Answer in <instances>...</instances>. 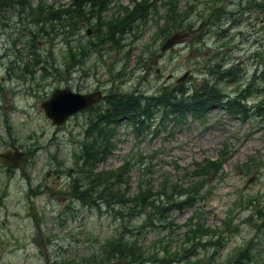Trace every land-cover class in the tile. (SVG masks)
Wrapping results in <instances>:
<instances>
[{"label":"rangeland","instance_id":"374dc122","mask_svg":"<svg viewBox=\"0 0 264 264\" xmlns=\"http://www.w3.org/2000/svg\"><path fill=\"white\" fill-rule=\"evenodd\" d=\"M11 3V0H9ZM33 6H37L40 0H30ZM46 3V0H43ZM51 1V0H48ZM114 1V0H112ZM135 0H117L109 7L107 11L102 13L100 35H104L107 31L106 22L109 20H116L124 18L127 11L124 6L130 8L134 6ZM190 4H193L192 6ZM207 6V16L203 20L198 15L196 9L205 11ZM136 7V6H135ZM134 7V8H135ZM251 7V6H250ZM133 8V9H134ZM13 14H8L11 18V27L6 29L0 28V75H4L6 85L10 89L14 85L8 79L5 71L11 56L6 55L9 52H20L18 59L23 66L24 62L32 61L33 54L30 53V46L26 42L32 37L30 30L35 26L33 20L19 21V14L16 17V11L21 10L12 6ZM191 12L190 22L196 26L203 25V36L205 37V47L212 50L215 48V38L213 39V28L207 24L212 19L208 16L212 11L214 13H221L225 19V25L229 24L230 31L235 33V38L229 44L226 43V38L223 36L220 40L222 44L221 50L226 57L227 65L237 66L246 76L255 81L253 89L255 93H261L259 99H263L262 106H264V80L260 75H257V65L263 69L264 56L260 57L257 52L253 58H249L246 48L250 50H257L252 47L253 39L251 34L247 40L246 34L251 31V23L254 19L246 13L245 0H180L177 15L183 18L187 11ZM168 12V6L164 1L155 2L150 10L147 24H142L140 19L131 23L132 32L125 35V40L121 41L124 45L123 51H132L133 54L127 62L123 59V54H114L118 52L112 48L111 43L98 45L87 59L86 66L78 71V81L83 85H91L93 82H104L105 86L111 87L113 84L120 85L119 89L126 90L132 95H138V99L142 95H156L159 93L160 87L173 86L177 81H171L172 77H177V80L191 67V61L200 59L204 61L213 60L212 52L197 53L195 57L187 55L191 49L185 51L187 44H182L180 47H175L169 51V56L161 60V71H157V67L149 70L147 67L143 69L136 63L140 53L150 47L158 46L165 40L164 36L158 33L160 28H163L166 19L165 15ZM0 14L4 16V12L0 10ZM161 18V19H160ZM52 17L47 18L43 23L48 24L47 30H50L51 25L49 21ZM55 19V18H54ZM187 21V20H186ZM95 23V22H93ZM60 25V24H57ZM93 28L91 24L85 23L81 29L78 37L80 42L85 45L87 43H95L100 39V36L94 31L88 34V28ZM27 30V34H24ZM94 30V28H93ZM210 31L211 35L207 36L206 32ZM63 31L56 34V38L38 39L36 45L31 48L33 52H55L57 63H62L65 52H68L69 46L63 41L60 36ZM16 36H20L21 41L15 43ZM191 44V40L187 41ZM165 52V50L161 51ZM103 58L105 61H103ZM119 60V61H118ZM150 60V59H149ZM147 61V64L149 62ZM167 60V64L166 63ZM5 62V63H3ZM125 69L126 74L122 79H118L117 72L119 67ZM146 64V65H147ZM111 67V71H109ZM97 70V71H95ZM40 71L37 70L38 77ZM112 75V77H110ZM195 79H200V74L195 73V77L186 84L193 87L196 84ZM37 81V80H36ZM51 91L54 87L60 84L57 78L52 79ZM33 82L30 83L32 85ZM234 85L231 83L226 86L227 91H234ZM81 91V90H78ZM17 92V91H15ZM41 96L39 99L31 97L29 89L25 92L17 94H7L0 100V112H6L4 118L0 117V123H9L16 130L19 135H23V147L30 148L31 140L27 137L32 130H50L47 135L41 137L42 143L47 146L49 138L53 135L54 128L51 125L50 119L46 116L41 104L42 101L50 97V88L42 89L39 92ZM114 96V94H112ZM257 99V97H252ZM37 99V100H36ZM134 103L131 102V105ZM85 113H89V109H85ZM4 119L8 120L5 121ZM161 117H158L153 122L150 128L157 129L156 134L141 135L137 137L133 132V127L127 124L124 120L115 126L116 136L114 142L117 147H114L113 154L105 160L97 164L98 170L115 169L123 164L128 157L132 158L135 166L132 171V184L130 188V195L139 194L141 190L138 187L140 178L151 179L155 188H158V183L162 180L165 174L172 175L178 178L179 181H185L184 168L193 170V165L196 161H202L204 158H217L219 151L223 149L224 143H230L232 149L227 154V159L223 164V170L228 172L227 176L221 177L222 171L205 179L206 184L202 191L205 192L209 186L217 184L213 190L212 195L206 200L200 199L196 204L202 211L200 221L206 226L215 227L221 224V220L225 217L227 210L231 207L235 198L241 193L258 196L260 205H264V129L255 126L249 120H244L242 117L233 116L223 110H215L212 112V119L206 123H200L198 120H189L186 123L176 121H165L160 124ZM78 124L74 127L77 129V134H82L86 125L85 116L81 114L70 120V124ZM250 135L246 137V134ZM57 148H52L50 154L43 155L41 146L32 149V155L35 160L39 162L31 169V181L35 185H40L42 188L48 186H57L56 181L53 182L51 174L47 177V173L53 166L46 170L43 169V163L52 161V153H56ZM42 152V153H41ZM41 155V157H40ZM42 156L44 158H42ZM251 158L253 168L250 175H245L236 170L237 165H243ZM22 182L29 179L21 178ZM50 183V184H49ZM178 183V182H177ZM1 184V180H0ZM34 200L37 208L47 210L48 207L56 205L55 198H48L45 192L34 195ZM27 204L24 200H16V195L13 199H8L4 202V207L0 208V264H44L45 260L40 255V248L33 243V237H37V229L40 228L42 234L50 236L54 242H62L64 247H59L54 243L49 247L50 251L59 252L60 260L69 262L73 258L77 262L84 261L86 256L93 254H100L102 251V244L107 239L119 233L120 228L123 231L124 219H117L116 212L111 211L109 207L108 212L105 213H88L80 216H65L59 217L52 214L41 215L38 223L32 221L22 212L15 215V209L20 208L19 205ZM106 203L101 205L104 207ZM18 205V206H17ZM153 215L156 221L155 214ZM193 210L185 207L183 210H174L170 218H173L175 225L169 228H162L161 231L156 230L154 226H147L142 237L146 245L157 244V252L161 253L160 248L169 246V252L174 254V257H179L180 254L186 253L184 248L189 245L186 243L187 237L185 235L187 226L179 227L187 222L188 218L192 216ZM250 211H241L235 218V222H241L238 230L234 231L233 236L226 242L223 248H218L217 245L207 244L199 248L198 255H192L187 252L186 259L181 258L176 261L172 255H169V264H194L189 263L188 260H195L197 257L206 256L208 260L216 258L218 264H226L224 261L229 253H232L236 248L246 245L247 242L253 241L264 244V231L258 230L247 222H242L247 218ZM80 218V219H79ZM143 222V216L138 215L128 220V224L140 225ZM162 240L161 243L158 241ZM214 240H217L215 238ZM219 243H224V240H219ZM179 253V254H178ZM250 254V253H248ZM213 255V256H212ZM215 257V258H214ZM163 264V263H157ZM264 264V263H263Z\"/></svg>","mask_w":264,"mask_h":264},{"label":"trees","instance_id":"16d2710c","mask_svg":"<svg viewBox=\"0 0 264 264\" xmlns=\"http://www.w3.org/2000/svg\"><path fill=\"white\" fill-rule=\"evenodd\" d=\"M177 2H172L170 9L172 11L176 10ZM109 4V0H74V7L71 13V17L67 16L57 19H51L49 25H51L50 30H47L48 24H39L35 31L30 30V33L33 34V38H30L29 46L33 48L36 45L38 39H49L53 40L55 35L61 31H69L74 29L76 26L79 27L83 21H88L89 24L93 26L94 29L99 28V23L92 24L93 17L99 16L97 13H100V10H97L98 7H106ZM12 6L19 7L20 11H27V0H1L0 1V10L4 12L6 9H10ZM148 11L141 9L139 12V17L141 20H147L146 16ZM60 14L70 15L67 9L60 11ZM134 14L127 15L125 22L135 21ZM1 15V14H0ZM93 18V19H92ZM91 19V20H90ZM122 19V20H123ZM62 20V22H61ZM125 22H119L118 26L114 31L119 29H125ZM5 25L6 22L3 21ZM60 24V25H57ZM42 31L47 32L48 34L42 38H35L40 35ZM24 34H27V30L23 31ZM68 33V32H67ZM65 34V41L69 42L70 31L68 34ZM106 39L111 40L112 36H107L106 38L102 36L95 43H88L83 45L80 40L76 44L69 45L68 52H77V62L79 67L85 62L86 58L93 52L98 45H104L108 42ZM30 48L29 52H33ZM31 63V61H28ZM203 71L205 73V79L201 87L190 95H186L187 88L180 84L176 87L169 89H164L162 93L157 96H141L138 99V96L132 95L127 92L125 94V108H118L113 114L112 111L106 112L105 121L109 123V127L100 132L98 135L94 134V141H100L101 145L105 144L107 141L108 147L106 150L100 151L97 153L96 149L87 146L86 152L81 153L78 156V162L82 161V164L79 166V169L83 172V177L86 178L89 183L88 190H92L94 187H98L100 193H105L108 197V205L111 204L119 207L120 203H123L119 200V191H116L114 184L117 183V179L121 178L120 173L121 169L116 172H95L94 165L96 161L100 158H105L109 153L113 151V143L111 141L112 137L115 135V126L121 119L126 118L128 122L133 124H138L141 118L149 117L158 110H162L165 115L176 114L180 119H186L189 114L194 117H203L205 112L208 109H219L224 110L227 113L232 114L236 117H242L244 120H249L255 124L257 127L264 129V109L261 108V105L258 104L259 99L253 100L250 98L251 95H254L255 90L245 89L248 86V79L245 76V72L232 69L227 83H233L236 85L235 91L227 92L225 87L219 88L221 82L222 71L215 65L214 60L203 64ZM198 98V99H197ZM200 98V99H199ZM200 101V103H199ZM119 99L116 98V106H118ZM131 102L134 104L131 105ZM201 104V105H200ZM120 117V119H117ZM96 116L94 112L90 114V122H94ZM250 133L248 134V136ZM232 149V146L228 143H225L223 149L219 151L218 157L213 158H204L202 161L196 163V169L193 172L194 179L191 180V186L181 187L172 175H169V179L161 181L158 183V188H155V185L152 183L151 179L140 178L138 181V187L141 192L131 198H127L130 202H133L134 205H126L125 207H130V210L122 213L121 210H118V214L129 216L133 210L136 208L138 213L143 211L144 220L146 225L154 226L156 228L166 227L169 225V220L167 223H162V220H154L153 215L150 213L152 209H156L166 219L169 218V209L172 207H177L180 210H183L185 207H189L193 210V215L189 218L188 222L179 225L187 226L186 237L188 247H185V254L187 252L190 254L199 253V248L206 246L207 244L219 245V240L224 239L225 231H232L238 224L235 223V218L241 211L249 210L252 212L250 221L254 222V225L264 230V205H260L259 197L248 195L241 192L232 203L231 207L227 210L225 217L223 218V228L222 230H215L209 232V228H205V225L202 222L197 223L195 219L200 220L201 210L196 206L200 199L206 200L209 198L213 190L216 188L217 184L209 186V188L203 192L202 189L206 184L205 179L209 176L210 173H213L212 176H215L216 173L222 171L220 174L221 177L227 176L228 172L223 170V164L227 159V154ZM93 158L92 164L90 163ZM254 158H251L243 165H237L236 170L245 175H250L252 172ZM135 162L130 161L124 166V172L128 171V168H134ZM91 171V172H90ZM130 172V170H129ZM100 174V175H99ZM108 174V175H107ZM116 175V176H115ZM104 176V178H103ZM125 183H128L127 179L123 178ZM107 187V188H106ZM105 188V189H104ZM179 196L178 199H176ZM174 200V203L172 204ZM111 201V202H110ZM113 201V203H112ZM117 201V202H116ZM87 202L90 205H94L95 201L91 198H87ZM106 203L105 199L101 200L102 203ZM140 206V208H138ZM133 207V208H132ZM165 212V214H163ZM171 224H174L173 219L170 221ZM141 227H145L142 225ZM126 230L130 233L125 238L123 237H113L108 241V244L102 246V252L99 255H96L93 261V264L107 263L111 260V256L117 255L120 252L121 257L124 260V264H145L146 256L142 248L137 245L136 238L134 237L135 233L132 229L126 226ZM217 237V240H214ZM123 244V245H121ZM252 245L250 246V251L243 250L239 247L238 250L228 261V264H260L254 257L252 253ZM250 253V254H248ZM172 257L175 260H179L183 257ZM90 258H85V264H88ZM154 264L163 263L166 264V261L162 257H158L153 260ZM194 264H214L213 260H207L206 257L200 258L197 261L191 262Z\"/></svg>","mask_w":264,"mask_h":264},{"label":"flooded vegetation","instance_id":"af4514ba","mask_svg":"<svg viewBox=\"0 0 264 264\" xmlns=\"http://www.w3.org/2000/svg\"><path fill=\"white\" fill-rule=\"evenodd\" d=\"M246 13L250 15L252 19H254L251 23V31H249L246 34L247 40H249V36L251 34V37L253 39L252 47L254 49L257 47L256 48L257 50H255V52H264V0H246ZM230 26L231 25L229 24L225 25V19H223L220 13V20L218 22L220 35L225 34L227 37L232 36V32L229 30ZM245 48H246V52H254L253 49L249 51V48H247L246 46ZM51 53L53 52H46V54H48L47 57L46 55H44L41 60L44 62L54 61L57 63V58L53 59ZM6 55L14 58L13 60L10 59L8 61L11 65V66H8V72L10 73L11 67L12 68L20 67V65L17 64V59H18V56L20 55V52H9ZM69 59H70L69 67L65 63V59H63L62 63H58L56 65L57 70L55 71V73L53 74L50 73L47 78H45V76H43L44 78H41V74H39V76L36 79L38 80L37 85L40 88H43L45 90L49 88L51 84L53 83L52 79L57 78L61 81L59 84L60 86L62 87L68 86V85L71 86L73 81H77V67H76V61H75L74 56L70 57ZM41 67L42 69L52 70V67L46 63L43 64ZM60 69H62V71ZM0 79L2 81H5L6 78L2 76L0 77ZM13 79H16V81L20 82L21 84H24V82L25 83L27 82L35 83V79H29V78L26 79L24 77H19V76H17V78L13 77ZM63 128L64 126L62 127L55 126L54 130L60 131ZM13 142L19 143L20 141L19 140L13 141V140H10L7 136L0 135V151L2 150L7 151L10 149V146L12 147L15 146V143ZM9 143H11V145L7 147ZM57 145L59 146V148L57 147ZM71 146H73V148L76 147L75 140L73 141V143L71 141L65 142V141L57 139L54 134L49 138L48 145L47 146L44 145V149H45L44 152L46 153L47 156L50 154L51 147L57 148L56 150L57 154H52L53 163L46 162L47 168H49L50 166H53V168H51L49 172L47 173V177L51 174L50 178L53 179V182L56 181L57 183V186H48L47 188H49L50 190L55 188L56 190L60 192H65V191L73 192L72 189L75 185L74 180L76 179L78 170L75 167V165L73 167H69V166H72L73 163H75V159H76V155L73 153V151L71 149L70 151H68V147L71 148ZM38 162H39V159H37L35 162L28 164V169L26 170V172L22 173L16 169H13V170L7 169V167L3 165L2 160L0 158V177L4 179L5 184L10 183L13 180L18 181L21 178L29 179V181L19 182L18 184L24 186L25 190L33 194L36 189H41V190L45 189L43 187L41 188L40 185L34 184L36 188L32 186L31 169ZM55 178L56 180H54ZM28 198L32 199L33 197L29 195ZM65 199L70 200V196L65 195ZM71 200H74V199L71 198ZM38 236H41V234L39 233ZM33 242H35V238H33Z\"/></svg>","mask_w":264,"mask_h":264},{"label":"water","instance_id":"95a60500","mask_svg":"<svg viewBox=\"0 0 264 264\" xmlns=\"http://www.w3.org/2000/svg\"><path fill=\"white\" fill-rule=\"evenodd\" d=\"M172 41L173 39H170L166 43L165 47L169 46ZM97 98L98 97L96 95H81V94L72 93L70 89H58L53 94L52 98L44 102L43 105L46 108L48 115L53 118L54 123H62L67 116L89 106L94 101H96ZM71 100L73 101V103ZM60 115H61V118L59 117ZM11 165L15 167H19L17 166L18 164L17 165L11 164Z\"/></svg>","mask_w":264,"mask_h":264},{"label":"bare ground","instance_id":"6f19581e","mask_svg":"<svg viewBox=\"0 0 264 264\" xmlns=\"http://www.w3.org/2000/svg\"><path fill=\"white\" fill-rule=\"evenodd\" d=\"M198 99V98H197ZM200 99V98H199ZM199 103H200V101H199ZM201 105V104H200ZM183 259V258H182ZM180 260V259H179ZM179 260H176V261H179Z\"/></svg>","mask_w":264,"mask_h":264}]
</instances>
